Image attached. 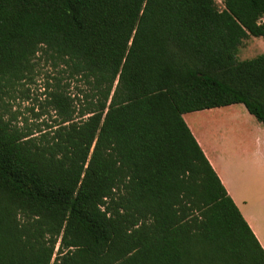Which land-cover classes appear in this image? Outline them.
Here are the masks:
<instances>
[{"label": "trees", "instance_id": "trees-1", "mask_svg": "<svg viewBox=\"0 0 264 264\" xmlns=\"http://www.w3.org/2000/svg\"><path fill=\"white\" fill-rule=\"evenodd\" d=\"M221 1L0 0V264H264L183 117L264 123V0ZM42 65L54 115L20 126Z\"/></svg>", "mask_w": 264, "mask_h": 264}, {"label": "crops", "instance_id": "crops-1", "mask_svg": "<svg viewBox=\"0 0 264 264\" xmlns=\"http://www.w3.org/2000/svg\"><path fill=\"white\" fill-rule=\"evenodd\" d=\"M254 38L264 53L263 37L251 36L243 47ZM183 117L264 247V123L243 103L186 112ZM233 123L242 124L246 133L241 135Z\"/></svg>", "mask_w": 264, "mask_h": 264}, {"label": "rangeland", "instance_id": "rangeland-1", "mask_svg": "<svg viewBox=\"0 0 264 264\" xmlns=\"http://www.w3.org/2000/svg\"><path fill=\"white\" fill-rule=\"evenodd\" d=\"M220 6H223V3L221 0H218ZM257 39H249L248 47H243L241 45L240 50L238 52V59L239 60H245V59H251L258 55H260L263 50L260 48V45L257 44ZM256 40V41H252ZM42 73L36 78L35 82H29L26 83L25 86H22L21 89L26 90L27 88L30 89V91H26L25 94H22L21 92H18L15 97L11 98L8 104L9 109L12 112H15L18 115L17 120H15L16 123H18L20 126H26L29 125L30 127L34 126L36 123H43L44 120H52L50 117L51 115H54L53 111H50L49 113H43L42 116L38 117L34 113L41 112V108L38 107V99H44V86H45V71L49 70V67L47 65H42ZM77 89L75 87L71 88V92L75 94ZM29 94V95H28ZM35 108L34 111H32V108ZM233 125L240 131L241 135H243L244 127L242 124L236 125L233 123ZM246 133V132H244ZM242 161V160H241ZM243 170V169H241ZM244 172H247L250 174L249 169H244ZM249 177V175H246V178Z\"/></svg>", "mask_w": 264, "mask_h": 264}]
</instances>
